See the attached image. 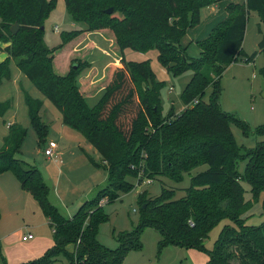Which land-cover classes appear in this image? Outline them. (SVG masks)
I'll return each instance as SVG.
<instances>
[{
    "label": "trees",
    "instance_id": "16d2710c",
    "mask_svg": "<svg viewBox=\"0 0 264 264\" xmlns=\"http://www.w3.org/2000/svg\"><path fill=\"white\" fill-rule=\"evenodd\" d=\"M221 1L64 0L73 22L83 27L62 34V44L50 50L42 28L56 0H0V41L9 44L3 50L8 57L0 63V85L9 80V66L15 62L58 110L62 124L79 132L97 151L107 173L103 190L65 219L49 202V189L39 170L15 157L27 131L19 125L9 128L0 149V175L12 173L53 228V246L24 264H53L61 256L67 264H122L128 252L141 250L139 238L146 228L159 233V251L168 246L196 250L207 255L206 264H264V222L246 224L259 198L264 208V140L250 150L238 146L231 126H237L244 137L250 129L223 112L219 104L221 76L243 54L250 12L264 24V0L228 5L226 19L198 43V59L191 60L180 46L187 30L200 24L201 11ZM109 9L112 14L106 13ZM16 23L19 28L13 35ZM93 32L112 41L111 50L120 57V65H108L97 82H92L93 72L79 84L81 73L91 65L89 51L78 46ZM74 40L76 51L56 68L54 53ZM260 47L264 49V41ZM154 49L158 62L173 77L187 71L192 74L181 95L185 109L176 116L170 111L163 117L159 100L163 85L155 82L149 62H128L123 56L124 50L145 53ZM101 89L103 97L90 108L85 98ZM208 89L212 92L206 102ZM25 100L30 126L44 145L49 130L40 118L43 104L27 95ZM9 109V102L0 103V118ZM254 134L264 138V125ZM239 162L246 163L243 175L236 169ZM202 166L206 170L191 177L180 199L175 200V191L164 187L156 198L148 197L146 191L140 193L138 224L133 231L114 236L117 249H107L97 241L100 225L108 221L101 201L113 203L145 180L165 178L180 183L185 174ZM242 183L249 186L253 203L245 201ZM224 222L213 249H206L210 232ZM69 246L74 247L72 252Z\"/></svg>",
    "mask_w": 264,
    "mask_h": 264
},
{
    "label": "rangeland",
    "instance_id": "374dc122",
    "mask_svg": "<svg viewBox=\"0 0 264 264\" xmlns=\"http://www.w3.org/2000/svg\"><path fill=\"white\" fill-rule=\"evenodd\" d=\"M82 27L80 24H75L72 17L66 12L64 1L56 0L55 9L43 21L44 43L50 50H53L62 44V34L80 30ZM56 28L58 32L55 31ZM206 32L207 24H199L193 29H188L184 38L181 40L180 46L185 50L191 60L200 57L198 43L205 39ZM102 36L99 33H95L92 36V41L97 43L98 48H101L98 40L101 39L109 42L108 39L103 36L104 39ZM263 41L264 24L260 22L256 13L250 12L247 18L245 37L242 44L243 54L238 57L237 62L232 64L230 68L227 69L226 67L220 80L219 104L222 111L242 120L250 129V135L244 137L237 126H231V131L237 145L246 150L254 149L258 142L264 140V138H258L254 134L257 127L264 125V76L261 74V70L264 67V49L260 47ZM82 43H85V40ZM8 45L0 41V50L3 51ZM74 46L75 40L54 53L56 68H58V63L60 64L59 67L66 64L67 58L73 55V51H76ZM78 49H83L84 52L89 51L88 60L91 57L94 58L95 56L93 55L97 53L94 51L95 47L91 49V46L86 47L84 44L79 45ZM110 51L113 52L111 49ZM123 56L128 62H149L151 72L155 77V82L163 85L159 90V100L163 117H167L170 111L174 113V116L184 111L185 106L183 105L181 95L186 85L190 82L192 76L190 71L178 77H173L158 62L157 51L155 49L145 53L124 50ZM246 58L252 59L250 63L245 62ZM97 59L98 63H100V59ZM211 92V89L207 90L204 101L207 102L209 100ZM46 103L48 107H52L50 108L52 109V113L58 111L48 100H46ZM45 115L49 120H53V115L49 110H45ZM43 121L47 122L44 118ZM28 134L29 140L31 138L34 139L35 136L32 129H29ZM46 144L41 145L39 149L40 155H36L37 159H44ZM28 148H32L33 151V146L29 142ZM19 154L20 152L15 157H19ZM245 167V162L237 163V172L243 175ZM206 168V166L198 167L191 174H185L180 183L160 178L150 181L148 184L145 180L140 185L135 184V188L130 193L120 194L118 199L113 203L104 204L103 211L108 216V221L100 225L97 241L107 249H117L119 243L115 240L114 236L120 232L133 231L138 224V195L140 193L146 191L148 197L156 198L160 196L162 187H164L175 191V200L180 199L185 195L183 190L190 186L191 177L206 170ZM242 186L245 189V201L253 203V196L249 186L246 183H242ZM114 192L112 190V193ZM2 196L3 194L0 191V264H24L31 259L39 258L37 248L31 245V243H35L36 241L30 240L28 243H24L22 238L27 236L28 232H32L31 235L33 234L35 237L45 236L49 238L51 231L47 224V218L43 215L36 201V203L33 202L34 206L28 207L32 211L26 208L24 213L16 212L10 210L9 206L4 203V197ZM76 211L77 208L72 210L70 216H73ZM248 214V222L250 221L248 224H257V222H261L264 219V208L261 198L253 204ZM226 223H221L212 229L206 240V249H213L219 233ZM15 233L18 235H14L12 239L7 238L4 240L5 235ZM160 239L161 237L155 229H144L139 238V243L142 247L141 250L128 252L122 264H206L207 255L196 250L188 252L184 248L168 246L162 251H159L158 242ZM72 249V246L67 248L70 252H72ZM53 264H67V261L61 256Z\"/></svg>",
    "mask_w": 264,
    "mask_h": 264
},
{
    "label": "crops",
    "instance_id": "0c3cea01",
    "mask_svg": "<svg viewBox=\"0 0 264 264\" xmlns=\"http://www.w3.org/2000/svg\"><path fill=\"white\" fill-rule=\"evenodd\" d=\"M245 2L246 0H222L211 7L203 9L201 11L200 24H207V32L204 37L207 38L211 30L226 19V7L228 5L238 4L242 6L245 5ZM93 34L95 33H87L83 39L85 43L80 44L86 46L92 44L93 48L95 47L94 51L97 53L93 55L95 56L94 58L91 57V59L88 60L91 67L81 73L79 84L82 79L91 77L93 72L94 77L92 82H97L104 77L105 69L108 65H120V58L110 51L112 41L109 40V42H107L100 39L98 41L101 48H98L97 43L92 41ZM7 57V54L0 50V63L4 62ZM97 58L100 59V63H98ZM231 65H229L227 69L230 68ZM104 93L105 90L101 89L95 95L86 97L85 101L87 105L90 108L95 107ZM26 95L33 100L41 101L43 104L40 111V118L42 122L48 126L49 130L45 142L47 143V147L44 149V152L51 143H55L54 157H47L44 154L43 160L36 158V155H40L39 149L41 144H39L35 132L34 139L31 138V140H29L28 138L29 129L32 128L30 126L29 112L25 100ZM45 99L46 98L17 68L15 62L12 61L10 63V78L9 80H4L0 85V103H10V109L0 118V149L3 147L4 140L9 135V128L12 125H19L25 129L27 131V137L20 149V158L17 157V159L29 165L33 164L32 166H35L39 170L49 189V202L58 210L63 218L70 219L72 218V216H70L72 210L78 208L83 202L95 197L97 192L106 185L107 173L97 151L79 132L64 126L62 124L61 114L58 111V113L55 111L52 113V109H50L52 107L46 105ZM45 110H49L53 115V120L46 118ZM43 118L47 122H44ZM28 142L30 145L32 144L33 151L32 148H28ZM0 191L3 194L4 203L7 204L12 211L24 213L26 208L30 210L28 207L34 206L33 202H35V200L28 192L21 189L18 180L10 172L0 175ZM249 222H246L249 226H259L264 222V219L253 225L248 224ZM47 224L50 227L48 221ZM49 229L51 231L50 239L45 236L35 237L32 234L33 239L31 241L35 240L36 242L31 243V245L37 248L39 257L53 246V228L50 227ZM31 233L28 232V234ZM14 235L18 234L5 235L6 237L4 240L7 238L12 239ZM28 242L29 241H26L24 243ZM187 251L192 252L193 250ZM189 256L191 257V255ZM207 261L208 258H206V263Z\"/></svg>",
    "mask_w": 264,
    "mask_h": 264
},
{
    "label": "built area",
    "instance_id": "2783aa9c",
    "mask_svg": "<svg viewBox=\"0 0 264 264\" xmlns=\"http://www.w3.org/2000/svg\"><path fill=\"white\" fill-rule=\"evenodd\" d=\"M55 31L58 32V29L56 28ZM55 147H56V144H55V143H51V144L48 146V148L45 150L44 154H45L47 157H54V149H55ZM150 181H151V180H146V182H147L148 184L150 183ZM100 204H101V205H104V204H105V201H104V200L101 201ZM32 239H33V236H32L31 234H28L27 236H24V237L22 238V241H23V242H26V241H30V240H32ZM72 250H74V247H73Z\"/></svg>",
    "mask_w": 264,
    "mask_h": 264
},
{
    "label": "water",
    "instance_id": "95a60500",
    "mask_svg": "<svg viewBox=\"0 0 264 264\" xmlns=\"http://www.w3.org/2000/svg\"><path fill=\"white\" fill-rule=\"evenodd\" d=\"M106 13L107 14H112V10L111 9H109V10H107L106 11ZM18 24L16 23V24H14L13 26H12V28H11V33L14 35V34H16L17 33V31H18ZM43 29V28H42Z\"/></svg>",
    "mask_w": 264,
    "mask_h": 264
}]
</instances>
